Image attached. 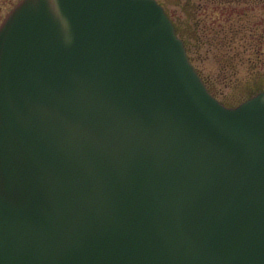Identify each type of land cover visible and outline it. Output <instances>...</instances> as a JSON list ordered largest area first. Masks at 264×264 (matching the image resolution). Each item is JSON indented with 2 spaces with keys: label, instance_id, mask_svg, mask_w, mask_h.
Returning <instances> with one entry per match:
<instances>
[{
  "label": "water",
  "instance_id": "water-1",
  "mask_svg": "<svg viewBox=\"0 0 264 264\" xmlns=\"http://www.w3.org/2000/svg\"><path fill=\"white\" fill-rule=\"evenodd\" d=\"M0 264H264V91L224 105L157 0H19Z\"/></svg>",
  "mask_w": 264,
  "mask_h": 264
},
{
  "label": "rangeland",
  "instance_id": "rangeland-1",
  "mask_svg": "<svg viewBox=\"0 0 264 264\" xmlns=\"http://www.w3.org/2000/svg\"><path fill=\"white\" fill-rule=\"evenodd\" d=\"M18 1L0 0V23ZM157 1L217 99L237 106L264 90V0Z\"/></svg>",
  "mask_w": 264,
  "mask_h": 264
},
{
  "label": "trees",
  "instance_id": "trees-1",
  "mask_svg": "<svg viewBox=\"0 0 264 264\" xmlns=\"http://www.w3.org/2000/svg\"><path fill=\"white\" fill-rule=\"evenodd\" d=\"M176 28H177V26H176ZM177 32L180 34V36L181 37H183V34H181L180 32H179V30H178V28H177ZM231 33H233V34H235V32L233 31V30H231ZM184 36L186 37V38H188V39H192V38H194L193 37V35H192V33H184ZM184 38V37H183ZM185 39V38H184ZM216 39H218V38H216ZM227 39H230V38H228L227 37ZM218 41H221L220 39H218ZM223 42L224 41H221V43L223 44ZM207 85H208V87H209V89L213 92V93H215V91H214V89L207 83ZM225 103V102H224ZM228 105V104H227ZM228 106H233L232 104L231 105H228Z\"/></svg>",
  "mask_w": 264,
  "mask_h": 264
}]
</instances>
